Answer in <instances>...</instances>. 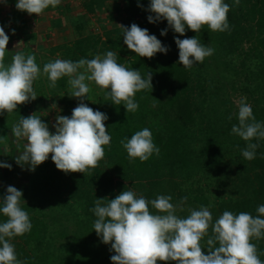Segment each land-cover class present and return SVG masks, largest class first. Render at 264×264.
<instances>
[{"label": "trees", "instance_id": "obj_1", "mask_svg": "<svg viewBox=\"0 0 264 264\" xmlns=\"http://www.w3.org/2000/svg\"><path fill=\"white\" fill-rule=\"evenodd\" d=\"M224 2L230 5V30L212 32L204 26L195 33L186 28L184 36H180L168 27L166 20L148 21L149 15L154 16L147 10L150 0H139L142 7L137 0H88L86 5L90 9H99L107 3L105 18L125 16V27L136 23L148 29L169 50L150 59L139 57L123 43L120 26L106 29L103 38L90 33L76 39L75 50L67 59L76 61L86 52L100 51L104 55L111 50L118 53V63L138 69L145 78L151 72L153 87L151 91L136 93L139 107L134 113H126L123 105H114L108 90L103 91L96 107L91 105L108 116L104 123L111 136L105 156L96 168L84 174L65 173L56 168L49 154L48 160L34 171L28 170L35 190L32 193L42 192L54 205L64 204L66 209L59 211V215L67 222L55 223L51 206L45 214L29 195L21 207L29 213L32 228L19 236L20 243H15L23 264H112L110 257L115 252L93 229L96 216L91 209L97 198L112 199L122 190H129L123 180L145 179L153 188L150 192L153 199L170 195L173 201L181 203L186 196L187 201L180 206L182 218L190 214L189 209L198 210L200 206L209 208L213 223L225 210L259 215L256 209L264 204V139L244 141L232 134V125L238 124V113L230 112L229 91L238 86L247 93L256 121L264 124V0H240L238 6L234 0ZM165 28L168 31L162 36L161 30ZM193 36L212 47L214 53L203 63L185 68L179 63L174 37ZM8 51L6 63L11 62L14 54ZM65 80L66 76L59 79L54 88L49 87L48 80L47 93L64 89ZM59 98L65 99L60 95ZM66 102L71 103L68 99ZM69 106L62 109L67 112ZM25 108L22 104L16 110L24 112ZM72 109L69 115L64 114L71 116ZM143 128L152 132L159 155L154 153L143 162L138 158L130 160L120 141ZM248 143L259 145L250 161L242 155ZM211 235L210 227L208 236L200 242L205 254ZM251 242L256 244L257 254L264 261V237L253 238ZM21 243L31 245V251L27 252ZM157 264L176 262L157 261Z\"/></svg>", "mask_w": 264, "mask_h": 264}, {"label": "clouds", "instance_id": "obj_2", "mask_svg": "<svg viewBox=\"0 0 264 264\" xmlns=\"http://www.w3.org/2000/svg\"><path fill=\"white\" fill-rule=\"evenodd\" d=\"M7 3V0H0ZM138 6L139 0H137ZM61 0H16L15 7L29 15L40 16L49 7L55 8ZM240 0H234L238 6ZM147 17L150 23L166 20L175 33L184 36L186 28L199 33L204 26L212 32L230 30L228 12L230 5L224 0H150ZM122 29L123 43L139 57L153 58L157 53H167L168 47L162 44L148 29L136 23ZM14 29L12 30L14 34ZM168 28L161 30L166 35ZM9 35L0 26V112L12 113L18 105L26 104L37 98L33 84L41 68L36 63L34 54L21 51L11 56L6 63ZM178 47L179 63L185 68L203 63L214 49L201 43L197 36L180 39L174 37ZM18 43L14 46L17 47ZM118 53L107 51L102 57L92 59H55L43 65V73L50 81L49 87H56L57 81L67 76L71 92L69 96L79 100L72 109L71 116L57 115L53 124L54 132L41 117L34 113L21 116L11 128V135L16 139L26 140L23 151L15 156L17 165L28 170L34 169L47 161L49 154L56 168L65 173H85L98 166L105 156V146L111 143V136L105 121L108 116L94 110L84 103L90 92L86 81H94L107 94L114 105H123L126 113L137 111L139 104L135 95L141 90L152 89V73L146 78L138 69L126 67L117 62ZM231 119V116L228 117ZM238 124H233L232 134L251 141L264 139V124L256 121L252 107L241 97L238 103ZM6 136H0L3 139ZM129 159L138 158L147 161L154 153L159 155V148L153 142L150 129L136 131L130 138L120 141ZM257 143H248L242 150L246 160L255 158ZM12 165L0 161V168L11 170ZM22 190L7 186L6 193L0 198V213L7 217L0 222V264H23L17 258L13 237L30 232L32 223L29 213L21 207ZM181 198V205L187 201ZM170 195H158L149 201L133 190H122L114 198H97L91 209L96 219L93 229L103 243L111 244L112 264H157V261H175L176 264H264L252 239L264 237V204L256 209L259 215L248 212L234 214L225 210L213 223L208 207L198 210L189 209V215L182 218L176 214L177 206L171 203ZM25 202V200L23 199ZM151 205L157 210L154 214ZM180 210H183L181 207ZM207 240L208 252L205 254L201 240ZM218 243V247L215 246Z\"/></svg>", "mask_w": 264, "mask_h": 264}, {"label": "rangeland", "instance_id": "obj_3", "mask_svg": "<svg viewBox=\"0 0 264 264\" xmlns=\"http://www.w3.org/2000/svg\"><path fill=\"white\" fill-rule=\"evenodd\" d=\"M86 3H88V0H77L73 3L72 7L73 9H79L83 6V4L86 7ZM89 7L90 6H88V10ZM93 10L94 12H87L85 14L86 16L82 14H79L77 16V14H75L74 16L71 15L69 17L66 14L65 18L67 22L66 24H64L65 28L62 30L64 32L62 33V40H59L55 47L46 48L45 46H41L42 42H39L38 46H34V44L31 45V43V46L28 45L21 47V52L25 54H34L36 56V63L41 68V74L39 78L34 81L33 84V88L37 94V98L25 104L26 108L24 109V112H18V110L13 111L12 113L0 112V136H6L3 139H0V161H4L12 165L11 170H9L8 168H0V198H2V196L6 193L7 186H14L17 189L22 190L23 198L21 200V204L24 202L23 199L26 201L28 196L30 195L35 201V203H37V209L43 210L45 214L47 213L46 211L48 206H51L53 214L56 215L55 223L60 222L61 224H65L67 222V220L62 219L63 216L59 215V211L66 209L64 207V204L63 206H61L60 204L54 205L52 199L51 201L48 200V198L43 195L42 192L32 193L35 192V190L31 186V174L28 172V165H24V167L22 168L20 165H17L15 161V156H18L23 151L24 145L26 144V140H18L14 136H12L11 128L13 127V125L19 122L21 116L27 117L28 115L34 113L35 115L45 119L46 123L48 124L51 130H55L53 128V124L55 123L57 115H63L64 113L69 115V110L77 106L79 100L75 97L69 96L71 92L70 85L68 84L69 78L66 76V84L64 89H60L57 93L49 95V93H47L48 78L47 75L43 73L42 69L43 65L49 61H53L55 59H67V56L75 50L76 39L84 37L86 34L90 33L94 34L95 36L100 35L101 38H103L104 31L106 29H111L116 26L123 25L126 22L125 16L120 15H117V17L113 18L112 20L105 18L104 15L105 13H107L105 12V10H109V8H105V4H102L99 9L93 8ZM30 25L35 26L36 23L34 22L32 24L30 22ZM60 35L61 32L55 31V33L51 36H57L60 38ZM43 39L44 38H42V40ZM26 40L27 39H25L24 41ZM247 45V42L243 43L244 47H247ZM96 55H100L101 57L103 56L100 51L86 52V55H81L77 57L76 61L82 58L92 59ZM86 83L89 84L91 90L88 93V99H84V103H86L91 108L92 104L96 107V104L98 105L99 99L104 89H101L99 86H97L94 81H86ZM39 90L41 91L39 92ZM59 95L64 97L66 100L68 99L71 101V103H69L70 106L67 108V112L64 111L62 108L64 105L69 104H67L65 99L59 98ZM241 97H246V103H250L249 96L247 95V93L242 91L238 86L229 91V100L231 102L230 112L238 113V103ZM123 181L124 184L127 185L128 189L135 191L138 195H143L149 201L153 199L154 196L150 195V192L153 190V188H150L148 186V182H146L145 179ZM39 203L41 206H39ZM171 203L177 206L176 214L182 217V214L180 213L181 203H178L177 201L173 200H171ZM149 208L154 214H157V210L154 209L151 205H149ZM6 219L7 217L0 213V222H4L6 221ZM55 223L53 224L56 225ZM11 242L15 246L17 258L20 260V258L18 257V250L16 248L17 244H15L21 242L19 236L13 237L11 239ZM22 245L27 252L31 251V245L28 244V246H26L24 243Z\"/></svg>", "mask_w": 264, "mask_h": 264}, {"label": "crops", "instance_id": "obj_4", "mask_svg": "<svg viewBox=\"0 0 264 264\" xmlns=\"http://www.w3.org/2000/svg\"><path fill=\"white\" fill-rule=\"evenodd\" d=\"M75 1L77 0H61L57 7H49L40 16L36 14L29 15L27 12L17 10L15 7L16 0H7L6 4L0 3V26L4 27L5 33L10 37L7 45V49L11 50L10 53L15 54V52L21 51L22 46L33 44L38 46L39 42H42L41 46L46 48L55 47L59 40H62V33H64L62 30L67 22L66 14L70 17L75 14L78 16L79 14L85 15L87 12H94V7L88 10V7L84 5L85 3L82 6L83 8L73 9L72 5ZM106 5L107 3H105V8ZM105 12L108 11L105 10ZM30 22L32 24L35 22L36 25L32 26ZM13 29L15 30L14 34ZM55 31L61 32L60 38L51 36ZM42 38L44 39L42 40ZM25 39L27 40L24 41ZM17 42H19L18 46L14 48Z\"/></svg>", "mask_w": 264, "mask_h": 264}, {"label": "built area", "instance_id": "obj_5", "mask_svg": "<svg viewBox=\"0 0 264 264\" xmlns=\"http://www.w3.org/2000/svg\"><path fill=\"white\" fill-rule=\"evenodd\" d=\"M0 3H2V2H0Z\"/></svg>", "mask_w": 264, "mask_h": 264}]
</instances>
